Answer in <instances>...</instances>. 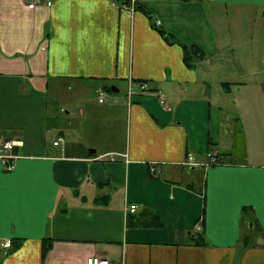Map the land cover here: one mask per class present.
<instances>
[{"label":"crops","instance_id":"0c3cea01","mask_svg":"<svg viewBox=\"0 0 264 264\" xmlns=\"http://www.w3.org/2000/svg\"><path fill=\"white\" fill-rule=\"evenodd\" d=\"M137 1L0 0V264H264V85L217 16L264 0Z\"/></svg>","mask_w":264,"mask_h":264},{"label":"rangeland","instance_id":"374dc122","mask_svg":"<svg viewBox=\"0 0 264 264\" xmlns=\"http://www.w3.org/2000/svg\"><path fill=\"white\" fill-rule=\"evenodd\" d=\"M217 16L230 19L226 24H218V39L221 44L227 39L232 47L230 52L219 55L218 60H231L232 65L240 66L235 75L243 77V82L250 86L264 85V5L258 8L253 5H229L220 8ZM222 30L227 33L223 38ZM247 97L250 110L253 111L251 103L257 102V99ZM258 101L260 106L264 105L263 95ZM244 125L246 128L251 127L249 123L244 122Z\"/></svg>","mask_w":264,"mask_h":264},{"label":"built area","instance_id":"2783aa9c","mask_svg":"<svg viewBox=\"0 0 264 264\" xmlns=\"http://www.w3.org/2000/svg\"><path fill=\"white\" fill-rule=\"evenodd\" d=\"M23 2L29 4V5H34L37 2H39L40 0H22ZM133 1L131 0V4L129 6H124L123 8L127 9V10H131L134 9L133 7ZM132 84V83H131ZM136 85V88L134 90V87L132 85L129 86L128 88V95L130 96L131 94L135 93V91L137 90V92L143 93V92H148L150 91V87L147 81L145 80H139L137 82L134 83ZM158 94V97L160 99L161 103H164V96L160 91L155 92ZM107 96L106 90L103 87H98L97 88V100L98 102H103L105 100ZM62 141V137H58L55 140H53V145H57L59 144V142ZM20 141L19 140H15V139H9V140H4L1 144V151H0V158L3 162V165L6 168H11L12 167V161L13 159L17 156L14 153V147L17 145H20ZM208 159L211 160V162L216 163V157L213 156V154L211 152H208L207 154ZM189 160L192 159V157H188ZM151 171H154L155 168L151 167L150 168ZM137 208L136 204H129L127 206V211L129 212H133L135 211V209ZM4 246H9L10 245V241L6 240L3 243ZM86 264H112L111 260H109L107 257L104 256H89L86 258L85 260Z\"/></svg>","mask_w":264,"mask_h":264},{"label":"trees","instance_id":"16d2710c","mask_svg":"<svg viewBox=\"0 0 264 264\" xmlns=\"http://www.w3.org/2000/svg\"><path fill=\"white\" fill-rule=\"evenodd\" d=\"M114 1H118V0H114ZM130 4H131V0H127V2L120 3L121 6H129ZM132 4H133V7L135 9L139 8L142 11H144L145 13H147L149 17H151V14L148 13V10H146L142 5H140L137 0H134ZM161 32L164 35V32L163 31H161ZM165 38L168 39L167 36ZM183 51H184V59H185V62L187 64H190L192 61V58H195V57H197V54L198 55L200 54L199 49L193 44L189 45V46L183 44ZM197 237H198V239L202 238L201 235H199Z\"/></svg>","mask_w":264,"mask_h":264},{"label":"water","instance_id":"95a60500","mask_svg":"<svg viewBox=\"0 0 264 264\" xmlns=\"http://www.w3.org/2000/svg\"><path fill=\"white\" fill-rule=\"evenodd\" d=\"M95 151V150H92V152Z\"/></svg>","mask_w":264,"mask_h":264}]
</instances>
